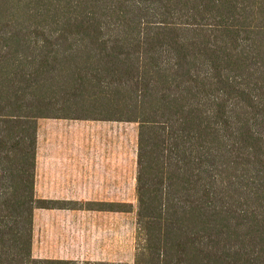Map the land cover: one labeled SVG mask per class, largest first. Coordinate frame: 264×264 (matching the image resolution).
Returning <instances> with one entry per match:
<instances>
[{
	"label": "trees",
	"instance_id": "obj_1",
	"mask_svg": "<svg viewBox=\"0 0 264 264\" xmlns=\"http://www.w3.org/2000/svg\"><path fill=\"white\" fill-rule=\"evenodd\" d=\"M43 117L138 124L134 264H264V0H0V264Z\"/></svg>",
	"mask_w": 264,
	"mask_h": 264
},
{
	"label": "crops",
	"instance_id": "obj_2",
	"mask_svg": "<svg viewBox=\"0 0 264 264\" xmlns=\"http://www.w3.org/2000/svg\"><path fill=\"white\" fill-rule=\"evenodd\" d=\"M134 125L37 120L34 194L42 206L33 211L30 248L37 264H113V216L128 212L113 204L131 203L129 188H136Z\"/></svg>",
	"mask_w": 264,
	"mask_h": 264
},
{
	"label": "rangeland",
	"instance_id": "obj_3",
	"mask_svg": "<svg viewBox=\"0 0 264 264\" xmlns=\"http://www.w3.org/2000/svg\"><path fill=\"white\" fill-rule=\"evenodd\" d=\"M136 128L138 124L134 125ZM132 129H130V143H132ZM132 152V151H131ZM133 154H130L129 164L132 165ZM128 198L132 203V211L114 213L113 216V264H134L135 252L137 250L136 230V195L129 188Z\"/></svg>",
	"mask_w": 264,
	"mask_h": 264
}]
</instances>
